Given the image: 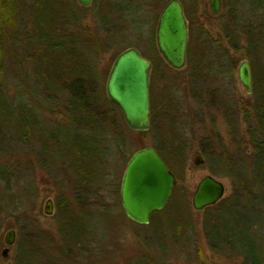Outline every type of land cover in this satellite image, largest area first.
Listing matches in <instances>:
<instances>
[{
	"label": "trees",
	"instance_id": "1",
	"mask_svg": "<svg viewBox=\"0 0 264 264\" xmlns=\"http://www.w3.org/2000/svg\"><path fill=\"white\" fill-rule=\"evenodd\" d=\"M128 6L129 2H107L109 13L115 9L120 16L129 11ZM31 7L22 0H0V137L6 134L19 138L22 143L36 147L44 165L63 164L70 171L75 182L71 191L75 202H69L64 196L57 204L58 244L50 248L72 260L86 246V236L92 230L88 227L83 204L91 198L90 195H94L96 185L103 180L102 164L106 149L100 135L106 130L110 132L115 152L122 153L133 146L131 143L128 145L122 136L121 126L125 124L119 108L107 99L102 107L98 105L99 90L94 84L97 77L90 70L98 50L110 44L113 21H101L105 20V15L99 11L96 25L105 33L100 35L97 32L95 41L90 42L87 36L80 37L68 28L79 21H61L64 11L44 6L38 13ZM229 23L234 25V21ZM227 28L225 32L229 35ZM247 37L249 48L253 46L260 53L263 46L255 44L259 41L254 39V35L248 34ZM208 43L200 40L197 44L192 41L187 44L185 83L189 90L188 99L194 102L193 109L181 112L170 86L160 100L151 98L150 127L156 131L152 147L178 179L176 168L183 167L186 152L195 142L196 153L203 157L204 166L213 174L228 177L232 185L228 197L203 211L202 233L208 248L217 254L241 256V264H264V86L258 84L254 87L253 101L242 109V120L247 124L246 135L251 146L249 153L246 150H229L215 131L214 139L208 137L204 107L210 105L217 110L223 109L221 115L232 141L238 145L241 142L238 111L230 113L232 103L219 95V89L214 86L217 75L226 72L227 76L234 65L217 62L219 69L213 72V66L207 60V52H212ZM6 44L10 45L9 52L5 49ZM7 53L11 55L12 74L15 86H18L16 102L5 90L3 60ZM60 106L65 109L66 119L53 126L54 122L45 119L44 111L60 113ZM113 109L119 111L121 123L116 120ZM179 127L182 130L183 127H191V136H185ZM198 130L203 133H196ZM5 170L0 164V180H3ZM87 185L91 186L90 190L86 189ZM8 200L9 197L0 191V211ZM180 202L176 204L172 218L162 225H154L157 212L151 214L147 225L151 233L146 237L144 253L136 264H165L168 244L179 248L191 245L193 253L199 254V247L195 239L192 240L196 235L194 222ZM18 226L28 230L17 242L14 264H58L59 261L50 258L51 255L46 257L41 240H35L38 228L32 219L25 215ZM31 228L35 229L34 233L30 232ZM239 233L256 238L257 243L253 244L250 253L243 240L240 246L237 245ZM50 240H47L49 244ZM185 253L192 255L186 250Z\"/></svg>",
	"mask_w": 264,
	"mask_h": 264
},
{
	"label": "rangeland",
	"instance_id": "2",
	"mask_svg": "<svg viewBox=\"0 0 264 264\" xmlns=\"http://www.w3.org/2000/svg\"><path fill=\"white\" fill-rule=\"evenodd\" d=\"M22 1L28 7L32 6V11L35 9L38 13L42 12L44 6H54L57 11H64L66 15L72 16L73 12V17H76L79 23L73 26L70 24L68 28L80 37L87 36L86 38L90 42L95 41L97 32L100 35L105 33L96 25V21H99L97 17L99 11H102V14L105 15L103 16L105 20L101 21H113L110 26L111 41L109 46L104 48L105 50H98L90 65V70L97 77L94 84L99 90L98 96L100 98L98 97L97 100L100 107L105 103V99L108 100L105 93V83L113 61L124 49L132 47L144 54L145 57L141 55L151 63L149 73L150 104L151 98L157 101L160 100L165 89L170 86L172 92L174 91L178 109L181 112L194 108L193 100L188 99L189 90L185 83L186 63L181 69L172 68L163 59L155 43L158 16L168 0H91L88 6L80 5L77 0ZM107 2L116 4L118 2H129V11L121 13V16L115 9L109 13ZM180 2L186 15L188 42L192 41L194 44H197V41L200 40L209 42L208 45L212 48V52H207V60L211 62L213 72L219 69V66L216 65L217 62L221 64L229 62L234 65L227 76L226 72L217 75L214 86L219 89V93H221L219 95L232 103L230 113L235 114L238 111V130L241 135V142L238 145L232 141L229 129L221 115L223 109L219 108L217 110L214 107H209L210 105L204 107L207 118L205 133L208 137L214 139L213 135L215 134L213 132L215 131L221 142L229 150H246L249 153L251 146L246 135L247 124L242 120V109L253 101L254 87L258 84L264 86V0H220L221 8L217 15H213L209 11L208 0H180ZM258 2H261V5L257 4ZM65 14L64 18L66 17ZM26 16L27 14L24 19ZM231 21H234V25L229 23ZM226 26H228L229 35L225 32ZM248 34L254 35V39L259 41L255 44L263 46L260 53L257 49L252 48L253 46L249 48ZM232 43L236 46H233ZM218 47H221L220 50L213 49ZM9 48L10 45L6 44L5 49L8 52ZM242 60H248L250 66L252 77V91L250 94L245 92L236 75L237 66ZM3 62L5 67V90L14 97L16 102L18 86H15L16 80L12 74L13 64L10 53L4 55ZM222 69H225V66ZM174 88L177 90H174ZM32 96L35 97L33 94ZM218 102L214 104L216 105ZM113 110L116 120L121 123L119 111ZM64 113L66 114L65 109L60 106V113L57 111H44V117L50 122H54L53 126H55L58 122L65 121ZM125 126L126 124L124 127L121 126L124 131L122 136L126 138L127 144L131 143L133 146L122 153L115 152L114 146L111 144L109 131L106 130L104 134L100 135V139L103 141L102 144L106 149L102 164L103 180L99 185H96L94 195H90L91 198L83 204L89 223L88 227L92 230L86 236V246L81 250L79 256L72 258V260L67 259L66 256L58 255L54 249L51 250L50 248L51 245L54 247L58 244L57 204H60L59 202L64 196L69 202H75L71 193L72 184L74 186L75 182L70 171L65 169L63 164L44 165L45 162H41L43 159L36 152V147L22 143L19 138L2 134L0 137V164L6 170L3 172V180H0V191H2V194L7 195L9 200L4 202L3 210L0 211V264H14L15 252L18 247L17 242L21 234H25L28 230L18 226L22 224L25 215L37 225L38 230L31 228L30 232L34 233L35 230V240L40 239L41 246L45 245L43 252L46 257L51 255L50 258L59 261L58 264H136L139 262L140 256L144 253L143 247L146 237L151 233V229L147 226L148 224L135 223L125 216L120 204L119 188L127 157L129 158L137 149L146 146L152 147L156 131L151 127L147 131H132ZM190 128L183 127L182 130L179 127L187 137L191 136L192 130ZM138 132H143V134L140 135ZM196 133L203 132L198 130ZM206 146L208 147V143ZM197 150L194 142L193 146L186 152L183 167L176 168L179 178L176 177L177 182L163 209L157 211L154 217V225H162L164 221L172 218L176 211V204L182 200L180 203H183L189 217L194 222L196 235L192 236V240L195 239L200 252L195 255L191 245L186 248H179V246L168 244L165 264H241L243 261L241 256L233 257L214 253L205 242L202 233L204 210L195 211L191 205L194 188L199 179L207 174H211L224 184L225 194L223 198L230 195L232 185L228 177L220 173H211L204 166V163L195 165L194 157L200 155L196 153ZM85 187L87 190L91 189V186L87 185ZM172 196V201L169 202ZM48 199H51L52 202V214L44 213V206ZM9 229H14L15 239L14 243L8 246L6 257H3L1 251L6 247L3 236ZM239 235L237 245L240 246L241 240H243L245 249L249 250L250 253L253 244L257 243L256 238L250 235L242 236L241 233ZM47 240H50L51 244ZM185 250L192 252V255L187 256Z\"/></svg>",
	"mask_w": 264,
	"mask_h": 264
},
{
	"label": "water",
	"instance_id": "3",
	"mask_svg": "<svg viewBox=\"0 0 264 264\" xmlns=\"http://www.w3.org/2000/svg\"><path fill=\"white\" fill-rule=\"evenodd\" d=\"M88 6L91 0H77ZM209 11L217 15L219 0H209ZM188 26L183 6L179 0H169L162 8L155 31L157 49L166 63L174 69L185 66ZM151 63L132 47L120 52L109 70L105 93L117 105L124 123L132 131H147L149 124V73ZM237 79L247 94L252 91L251 75L247 60L236 69ZM201 155L194 157V164L201 165ZM177 180L157 151L146 146L135 150L126 162L119 188V199L125 216L138 224H149L153 212L163 209ZM225 194L224 184L212 176L199 179L192 193L191 205L203 211L215 205ZM51 199L44 206L45 214H52ZM15 231L9 229L3 236L6 245L1 255L6 257L8 246L14 243Z\"/></svg>",
	"mask_w": 264,
	"mask_h": 264
},
{
	"label": "flooded vegetation",
	"instance_id": "4",
	"mask_svg": "<svg viewBox=\"0 0 264 264\" xmlns=\"http://www.w3.org/2000/svg\"><path fill=\"white\" fill-rule=\"evenodd\" d=\"M169 1V0H168ZM167 1V2H168ZM180 1V0H179ZM78 2V1H77ZM181 3V2H180ZM219 3H220V0H219ZM208 5H209V0H208ZM261 5V4H259ZM183 6V5H182ZM220 8H221V3H220ZM68 14V13H67ZM69 15V14H68ZM70 16V15H69ZM61 21H78V19L76 17H66V18H63ZM248 61V60H247ZM249 64V62H248ZM239 65V64H238ZM238 67V66H237ZM249 69H250V66H249ZM250 75H251V71H250ZM251 85H252V77H251Z\"/></svg>",
	"mask_w": 264,
	"mask_h": 264
},
{
	"label": "bare ground",
	"instance_id": "5",
	"mask_svg": "<svg viewBox=\"0 0 264 264\" xmlns=\"http://www.w3.org/2000/svg\"><path fill=\"white\" fill-rule=\"evenodd\" d=\"M196 187V186H195ZM195 189V188H194ZM192 197V196H191Z\"/></svg>",
	"mask_w": 264,
	"mask_h": 264
}]
</instances>
